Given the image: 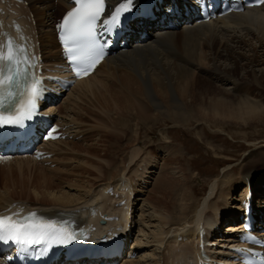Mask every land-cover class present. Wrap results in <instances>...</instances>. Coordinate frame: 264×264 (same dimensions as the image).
Here are the masks:
<instances>
[{
	"label": "rangeland",
	"instance_id": "1",
	"mask_svg": "<svg viewBox=\"0 0 264 264\" xmlns=\"http://www.w3.org/2000/svg\"><path fill=\"white\" fill-rule=\"evenodd\" d=\"M60 13L57 11L55 17H58ZM44 26L41 27V36L45 47L44 55L49 56L52 53L51 50H55V48L51 37L47 35L49 27ZM56 56L57 52L54 57ZM56 62L58 60H54V63ZM233 74L238 80L242 77L240 71ZM210 78L211 80H209L214 82V75H211ZM262 83L264 84V81ZM218 84L222 85L219 87L209 84L205 87L198 86L205 97L199 94L195 96L197 101L194 103V111L195 115L202 112L204 116L201 115L200 118H197L198 120L191 119L190 125L187 124V126L176 122L180 127L170 126L172 122L163 118L172 116V110L167 111L170 108L168 103L163 107L165 113L158 117L157 124L152 125V121L147 120L145 125H139L135 119H122L120 115L114 114L115 110L99 105V102H103V96L94 97L92 95L91 97L90 94H87L86 97L78 98L79 91L83 89H75L71 96L72 89H70L68 96H65L66 99L64 98L59 106L53 108L56 110L62 106L58 114L61 120L70 127L67 129L68 133L73 134L74 137L72 138L71 135L67 140L54 141L52 145L45 144V147H49L50 150L54 148L56 152L54 159L52 158L51 163L47 166L42 168L22 166L21 170L16 166L11 167L10 165L8 168L4 166L7 170L0 174V188L3 189L2 192L0 191V195H7L4 198L6 200L21 199L28 206L49 208L59 205L47 195V192L54 191V194L58 195L60 189L72 194L79 192L83 194L85 191V193L87 192L85 200L93 201L89 204H101L98 201L100 199L106 206H109V201H104L98 192L101 189L100 186L121 176L123 168L127 167L132 150L137 149L135 164L129 165L131 171L127 177H131L129 182H131L133 190L130 199L133 200V209H136L135 214L132 213L131 238L135 242L133 250L140 252L141 256L123 264H132V262L134 264H168L171 260L168 248L174 249L175 254L177 248L182 246L178 243V247H175L177 244L174 243L177 242L172 238L174 233H171L172 237H170L172 239L170 243H173V246L166 242V238L171 234L165 236L159 246H157V242L148 243L147 239L150 237H146L144 234L150 230L146 229L150 224L148 221L151 220V223H155L154 218L148 219L152 209L146 203L149 202L151 205L155 203L158 207L165 206V203L158 199L156 193L155 182L159 174L171 172L174 177H179L181 172L183 173V165L187 168L189 164L191 176L189 185L194 187L193 195L198 199L197 205L201 206L204 199L209 200L207 203L214 204L215 211H212L211 215L216 222L220 217L219 214L231 212L230 205L234 203L232 200L239 196V192H242L244 184L238 181L235 186L237 190L232 192L236 179H240L237 177L241 173L251 170L259 173L264 172V163L257 162L261 157L264 159V121L261 123L249 122L242 126L238 124L239 120L237 119L228 123L220 120L238 111L235 99L232 100L226 90L224 91V87L231 89L235 86L234 91L232 89L234 95L248 100L253 98L252 102H256L259 107H264V87L258 89L253 84H233L231 81L228 83L219 81ZM220 99L223 100L222 104L213 111L206 108L213 103L218 104ZM76 101L79 103L77 106L75 105ZM150 112L157 113L155 109ZM202 118L209 123H205L204 120H201ZM216 120L222 123L216 122L215 124ZM124 123L126 126L122 125ZM148 125L151 126L152 132L146 137L144 130L146 131ZM166 133L170 135L169 138ZM162 134L165 140L160 136ZM150 140L153 141L150 142ZM159 140L166 141V143L158 144L157 147L161 148H155L156 150L152 151L153 147L152 145L150 147L149 144H153L154 141L158 143ZM25 161L30 162V160ZM145 167L147 168L145 169ZM0 169L2 170V168ZM183 175L187 176L186 171ZM225 175H229V177ZM219 180L223 185L218 195L215 196L217 193L208 194L210 186L218 185ZM4 199H0L1 204L7 202L3 201ZM200 214L202 212L195 217V212H186V215L193 216L194 219ZM133 215H135L134 218ZM228 224L229 222L226 221L223 223L217 231L216 237L226 238L228 236V233L225 232ZM231 228L229 230H232ZM153 252H155L154 256H152Z\"/></svg>",
	"mask_w": 264,
	"mask_h": 264
},
{
	"label": "bare ground",
	"instance_id": "2",
	"mask_svg": "<svg viewBox=\"0 0 264 264\" xmlns=\"http://www.w3.org/2000/svg\"><path fill=\"white\" fill-rule=\"evenodd\" d=\"M27 1L29 10L35 13L36 21L40 27L50 25L55 9L63 8L64 10L69 7L67 0ZM148 31L153 35L147 43L139 48L128 49L114 57L110 56L105 58L93 74L76 82L70 91V96L75 89L79 90L81 88L83 90L79 91L78 98L86 97L88 96L87 94H90L91 97L92 95L94 97L101 95L103 96V102H99V105L107 109L111 108L115 110L116 113L114 114L120 115L122 119H135L139 125H145L147 120L152 121V125L157 124L158 117L163 116L165 113L163 107L168 103L170 108L167 111L172 110V116L163 118L166 121L172 122L170 126L180 127L177 123H182L184 126H187V124L190 125L191 119L196 118L198 120L197 118H200L201 115L204 116L202 112H198V115H195L194 111V103L197 101L195 96L199 94L205 97L203 91L198 86L205 87L209 84L219 87L222 85L218 84L219 81L221 83L231 81L233 84H253L258 89L259 87H264L262 83L264 81V4L243 12L231 13L222 19L209 21L186 30L169 31L163 35H155L153 33L155 30L153 29ZM53 35L55 47L57 48V56L54 57L51 64L54 63V60L61 62L59 47L55 40V32ZM236 71H240V75H242L240 80L235 78V74H233ZM211 75H214V82L210 81ZM223 89L224 91L226 90V93L232 100L235 99V105L238 107V111L229 117H223L220 119L221 121L224 120L223 122L228 123L237 119L239 120L238 124L242 126L247 125L249 122L261 123L264 121V107H259L256 105V102H252L254 101L253 98L248 100L234 95L232 89L234 91L235 86L231 89L229 87H224ZM222 101L220 99L218 104L213 103V105H208L206 108L209 111H213L222 104ZM78 104L76 101L75 105L77 106ZM154 109L157 113L150 112ZM201 120L204 119L202 118ZM221 121L216 120L214 123H222ZM204 122L209 123L206 120ZM122 125L126 126V123ZM146 127L144 136L147 137L152 131L150 125ZM135 136H137V133H135ZM160 136L164 138L163 134ZM169 136L167 135L168 138ZM157 142L154 141L153 144H149V146L152 145L153 147L152 151L161 148L157 147L158 144L164 145L166 143V141L161 142L160 140ZM48 143L52 145L53 142ZM51 150L54 151L55 149L52 148ZM137 153V149L132 150L127 167L125 166L123 168L121 176L114 179L116 185L114 186L115 191L120 195H123V193L125 195L124 190L126 187L129 189L128 181L131 177L127 176H129L128 174L131 171L130 167L135 164ZM261 159L262 157L257 162L264 163V159L262 161ZM14 164H17L16 166L19 170H21L23 165L26 168L34 166L25 160H22V162L14 161ZM129 165L131 166L129 167ZM187 166L189 167L190 165L188 164ZM188 167L186 168L183 165V173L181 172L180 178L174 177L171 172L159 174L155 182L157 185L156 193L158 194V199L163 201L165 206L158 207L154 202L152 205L149 202H145L152 209L151 216L149 215L150 217L148 219L154 218L155 221V223H151V220L148 221L150 224L146 229L149 228L150 230L144 233L146 237H150L147 239L148 243L157 242V246H159L165 236L171 233H174V236L171 237L175 240L181 234L186 237L184 243H179L182 246L178 247V252H175L178 255L173 256L175 261H170L171 264H194L193 260L198 251L196 233L199 224L202 223L206 228H210L213 223H216L213 220V215H211L212 211H215L214 204L207 203L209 200L204 199L201 206L197 205L198 199L193 195L194 187L189 185L191 181L189 178L191 176ZM185 171L187 176L183 175ZM225 176L229 177V175ZM237 178L240 179H236L232 192L237 190L235 187L237 181L241 184L248 182L254 184L256 194L262 190L260 186L264 183V172L259 173L251 170L247 173H241ZM112 182L103 183L102 185L105 184L108 186ZM105 185L98 192L105 201L110 202L112 198L104 194ZM222 185L221 180H219L218 185L212 184L208 194L217 193L215 195L217 196ZM120 188L121 191L119 190ZM47 195L51 199H54L60 207L78 208L77 206H80L82 203L89 204L93 202L85 200V195H87L85 191L83 194L80 192L78 194H72L60 189L58 195L54 194V191L47 192ZM124 195L123 198H125ZM6 196L0 195V199H4ZM242 197L243 195H241ZM123 198L121 197L115 200L114 203ZM95 200L97 199L95 198ZM3 201H7L2 202L5 205L10 202V200L6 199ZM125 204L127 206L126 210L115 208L112 203L110 207L111 211H106L115 215L117 212L120 216L117 221L118 225L123 224L120 219L128 214L129 201L125 202ZM256 205L257 210L264 212V202L262 200H257ZM100 208L104 209L102 203L97 208V211H100ZM187 211L195 212V217L201 212L202 214L194 219L193 216L186 215ZM203 214L207 215L204 216ZM225 214L221 213L219 216ZM215 217L217 216L215 215ZM89 221L94 222L95 218H91ZM127 222L128 219L126 220V224ZM233 225H229V229L232 227L231 229L234 230ZM142 231L144 232L143 229ZM226 239H230V236ZM169 253L173 255L174 249L169 248ZM154 255L155 252L152 253V256ZM153 261L156 262L157 260Z\"/></svg>",
	"mask_w": 264,
	"mask_h": 264
},
{
	"label": "snow or ice",
	"instance_id": "3",
	"mask_svg": "<svg viewBox=\"0 0 264 264\" xmlns=\"http://www.w3.org/2000/svg\"><path fill=\"white\" fill-rule=\"evenodd\" d=\"M264 2V0H261ZM76 7L69 11L63 19L62 27L64 34L61 35V40L64 42L66 49V58L70 61L71 66L77 69V75L80 72L85 74L94 67L95 63L103 56V44L98 42L97 38V22L105 8V0H75ZM133 0H122L120 6L112 15L111 26L105 21L106 28H114L118 26V17L122 18L133 7ZM106 43V41H105ZM9 64L13 61L11 51L7 56ZM11 70V68H10ZM19 75V73H17ZM2 83V81H0ZM18 81L9 80L8 87L11 89ZM32 99L38 98V90L32 89ZM23 95V93H21ZM13 102V93L9 91L7 102L0 98V127L19 123L20 115L15 117L4 115V111ZM31 104V101H30ZM14 110V109H13ZM31 114V108L28 115ZM23 115V113H21ZM27 118V116H25ZM8 239L3 235L4 220L0 218V241L14 243L36 242L37 240L46 237L49 240H57L64 242L67 235L63 229H57L52 223L41 224H23L8 225Z\"/></svg>",
	"mask_w": 264,
	"mask_h": 264
}]
</instances>
